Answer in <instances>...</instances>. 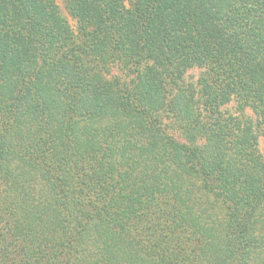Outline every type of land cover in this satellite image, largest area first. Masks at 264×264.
<instances>
[{"label":"trees","instance_id":"obj_1","mask_svg":"<svg viewBox=\"0 0 264 264\" xmlns=\"http://www.w3.org/2000/svg\"><path fill=\"white\" fill-rule=\"evenodd\" d=\"M63 1L0 0V264H264V0Z\"/></svg>","mask_w":264,"mask_h":264},{"label":"rangeland","instance_id":"obj_2","mask_svg":"<svg viewBox=\"0 0 264 264\" xmlns=\"http://www.w3.org/2000/svg\"><path fill=\"white\" fill-rule=\"evenodd\" d=\"M56 2V4L58 5V8H59V11L61 12L62 15H64L67 19H68V22H69V28L71 29H74L75 28V22L73 19H71L65 9V5H64V1L63 0H54ZM198 69H193L189 72V75L190 77H192L191 79H195L197 74H198ZM224 110L230 112V113H233V114H238L237 111L235 110V105L230 103V104H227L225 107H224ZM244 116H247V117H250L251 119L254 120V114L251 112L250 109L246 108L244 109L243 113H242ZM257 131V134H258V147H259V150L260 152L264 155V132L260 130V128H258Z\"/></svg>","mask_w":264,"mask_h":264}]
</instances>
